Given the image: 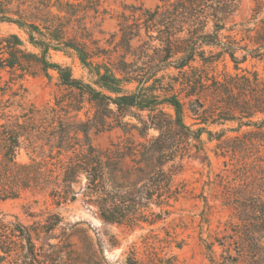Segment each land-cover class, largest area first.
Returning <instances> with one entry per match:
<instances>
[{
    "label": "trees",
    "instance_id": "1",
    "mask_svg": "<svg viewBox=\"0 0 264 264\" xmlns=\"http://www.w3.org/2000/svg\"><path fill=\"white\" fill-rule=\"evenodd\" d=\"M26 1L0 0V23H14L25 31L28 42L39 50L37 60L47 75L49 70H55L66 86L111 100L119 107L151 111L152 125L160 132L146 141L111 140L101 149L94 145L88 124L77 126L59 120L45 124L43 117L37 118V112L29 110L23 114L22 122L16 119L0 123V198H17L31 191L43 194L59 208L81 197L83 205L105 225L144 228V222L164 221L173 212L170 207L183 194L182 186L176 182L181 168V164H175L176 157L191 147L205 151L204 134L209 141L217 140L216 147H221L226 131L242 132V127L247 126L252 130L242 132L243 138L254 146H264V79L242 76L243 87L226 86L228 99L244 98L234 103L233 111L239 114L236 128L212 131L201 125L194 129L185 122V105L177 95L158 100L149 97L143 91L149 87L151 75L134 69V62L125 61L128 54H135L132 41L141 37L142 27L149 40L140 47L153 39V28H160L165 34L160 38L166 51L162 60L175 69H184L197 56L213 61L218 55L228 54L237 64L239 49L247 51L242 60L249 54L263 58L264 0H255L251 15L241 22L233 20L229 27L227 23L238 10L240 0H161L154 8L131 6V13L123 12L119 23L118 43L125 52L120 54L119 63L112 66L94 60L109 56V49L94 38V28L87 23L92 13L95 16L100 12L101 0H33L34 10L30 11L22 8ZM209 19L214 21V30L204 32ZM186 25L188 35L178 37ZM223 29L242 37L227 35L223 40L219 34ZM116 36L117 33L112 35ZM203 46L220 49L206 57ZM51 50L78 57L94 79L86 82L75 77L70 66L50 60ZM6 66L0 58V79ZM123 82H137L138 86L135 90L125 89ZM93 84L116 95L112 97ZM161 105L171 108L173 113L160 110ZM191 111L201 119L199 123L206 122L199 109ZM223 118L234 120L236 116ZM23 145L38 151L39 157L27 163L16 161L17 149ZM167 162H173L169 169L164 167ZM223 193L222 205L231 212L214 231H205L204 227L211 226L213 213L206 197L200 213L199 238L210 264H264V173L237 167L233 178L224 184ZM64 218L60 213H51L46 219L27 225L17 216L13 220L1 216L0 264H108L104 247L97 248L85 230L79 228L84 221L66 222ZM59 229L60 233L55 235ZM52 237L58 238V242H51ZM130 260L128 264L143 262L136 253ZM167 261L153 255L148 263L174 264L172 259Z\"/></svg>",
    "mask_w": 264,
    "mask_h": 264
},
{
    "label": "rangeland",
    "instance_id": "2",
    "mask_svg": "<svg viewBox=\"0 0 264 264\" xmlns=\"http://www.w3.org/2000/svg\"><path fill=\"white\" fill-rule=\"evenodd\" d=\"M160 1L101 0L100 12L95 16L92 13L87 19L88 25L94 28V38L100 40L101 46L109 49V56L95 58L96 63H105L109 66L118 64L120 54L125 52V48L118 43L121 36L119 23L123 12L131 13L129 8L131 6L154 8ZM34 5L33 0H27L22 8L30 11L34 10ZM254 6L255 0H240L238 10L230 16L227 27L233 20L241 22L248 18ZM159 29L153 28L150 31L153 39L148 45L140 47L145 40H149L145 28L142 27L141 37L138 36L132 41V50L135 54L130 53L125 58L127 62H134V69H143L145 73L151 75L149 87L143 93L155 100L170 94L177 95L185 105V122L194 129L201 125L212 131L236 128L239 114L233 111L234 103L244 98L228 99L226 86L236 84L243 87L242 76L264 79V57H252L249 54L242 60L247 51L239 49L236 52L239 58L237 64L228 54L218 55L213 61H204L197 56L184 69H175L162 60L166 51L161 39L165 34ZM162 29L164 30V26ZM188 29L189 25H186L184 31L177 36L186 37ZM213 30L214 21L209 19L203 31ZM115 33L117 36L112 37ZM219 34L225 40L227 35H235V32L223 29ZM235 36L238 39L242 37L240 33ZM27 37L25 31L18 25L0 23V58L7 64L0 79V123L16 119L22 122L23 114L31 110L37 112V118L43 117L45 124L58 120L77 126H80L78 123L88 124L91 127L94 145L101 149L106 148L111 140L146 141L157 137L160 130L152 125L154 113L151 111L119 107L111 100L101 99L78 88L66 86L61 83L55 70H49L47 75L37 60L39 50L28 42ZM246 42L242 41V45ZM249 48L253 46L249 45ZM201 49L206 51L207 57L217 53L220 48L203 46ZM49 58L70 66L75 77L91 82L90 77L94 74L78 57L51 50ZM122 84L129 90H135L138 86L137 82ZM93 86L112 97L116 95L100 84ZM234 92L236 93L237 89ZM198 101L204 106H200ZM194 108L202 113L206 119L205 123H199L201 119H197L198 116L191 111ZM159 109L173 113L171 108L163 105ZM232 115L236 116L234 120L223 118ZM250 130L252 128L247 126L241 129L242 132ZM242 132L226 131L221 147H216L217 140L209 141L204 134L205 151L191 147L181 151L182 155L178 154L175 164H181V168L177 171L176 182L182 186L183 194L179 201L170 207L173 212L164 221L155 224L144 222V228L126 224L105 225L83 205L81 197L75 203L58 208L43 194L31 191L24 192L17 198H0V217L6 216L7 220H13L14 216H17L22 223L29 225L34 221L46 219L51 213H60L66 222L84 221L79 228L85 230L97 248L100 245L104 247L108 264H128L134 253L140 262L143 261L139 262L140 264H149L148 260L153 255L163 259L164 263L172 259L174 264H210L199 238L200 213L205 207L203 197L207 198L213 211L210 216L212 224L210 227L205 225V231H214L219 221L226 220L231 212L228 207L222 205V201L224 184L233 178L235 169L238 167L242 170L245 168L252 172L264 173V146L252 145L243 138ZM38 157V151L25 145L16 152V161L20 163H27ZM172 163L167 162L165 169H169ZM59 233L60 229L55 231V235ZM58 240L56 237L50 239L53 243ZM76 240L83 246V241L78 237Z\"/></svg>",
    "mask_w": 264,
    "mask_h": 264
},
{
    "label": "water",
    "instance_id": "3",
    "mask_svg": "<svg viewBox=\"0 0 264 264\" xmlns=\"http://www.w3.org/2000/svg\"><path fill=\"white\" fill-rule=\"evenodd\" d=\"M94 78H92L91 80H93Z\"/></svg>",
    "mask_w": 264,
    "mask_h": 264
}]
</instances>
